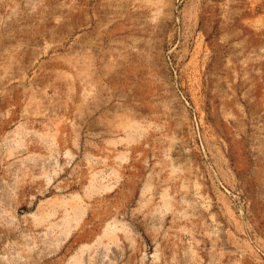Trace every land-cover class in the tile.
<instances>
[{"label": "rangeland", "instance_id": "374dc122", "mask_svg": "<svg viewBox=\"0 0 264 264\" xmlns=\"http://www.w3.org/2000/svg\"><path fill=\"white\" fill-rule=\"evenodd\" d=\"M0 264H264V0H0Z\"/></svg>", "mask_w": 264, "mask_h": 264}]
</instances>
